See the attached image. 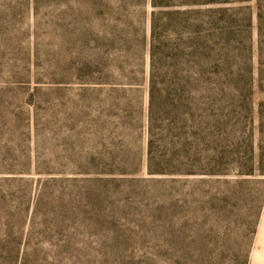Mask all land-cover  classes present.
<instances>
[{
    "label": "rangeland",
    "instance_id": "374dc122",
    "mask_svg": "<svg viewBox=\"0 0 264 264\" xmlns=\"http://www.w3.org/2000/svg\"><path fill=\"white\" fill-rule=\"evenodd\" d=\"M209 1L0 0V264H264V0Z\"/></svg>",
    "mask_w": 264,
    "mask_h": 264
},
{
    "label": "crops",
    "instance_id": "0c3cea01",
    "mask_svg": "<svg viewBox=\"0 0 264 264\" xmlns=\"http://www.w3.org/2000/svg\"><path fill=\"white\" fill-rule=\"evenodd\" d=\"M258 245L259 247H261L260 252L258 254L262 255L263 253H261L262 252L261 250H264V216L259 228Z\"/></svg>",
    "mask_w": 264,
    "mask_h": 264
},
{
    "label": "trees",
    "instance_id": "16d2710c",
    "mask_svg": "<svg viewBox=\"0 0 264 264\" xmlns=\"http://www.w3.org/2000/svg\"><path fill=\"white\" fill-rule=\"evenodd\" d=\"M208 2V1H207ZM211 2H216V0H210L209 1V3H211ZM206 4V3H205ZM153 6L154 7H159L160 5H159V3L157 2V0H153ZM201 46H202V48H203V54H204V52H205V50H206V46H203V42H202V40H201Z\"/></svg>",
    "mask_w": 264,
    "mask_h": 264
}]
</instances>
